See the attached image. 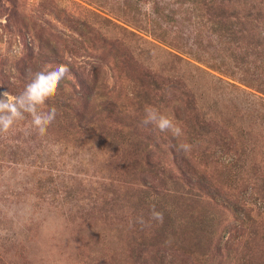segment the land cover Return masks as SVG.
Listing matches in <instances>:
<instances>
[{
    "label": "rangeland",
    "instance_id": "rangeland-1",
    "mask_svg": "<svg viewBox=\"0 0 264 264\" xmlns=\"http://www.w3.org/2000/svg\"><path fill=\"white\" fill-rule=\"evenodd\" d=\"M199 1L0 0V91L70 70L45 130L25 110L0 133V264H264V0L224 1L238 47ZM147 70L181 88L159 100ZM185 91L221 140L192 139ZM149 107L180 134L145 124Z\"/></svg>",
    "mask_w": 264,
    "mask_h": 264
},
{
    "label": "clouds",
    "instance_id": "clouds-1",
    "mask_svg": "<svg viewBox=\"0 0 264 264\" xmlns=\"http://www.w3.org/2000/svg\"><path fill=\"white\" fill-rule=\"evenodd\" d=\"M69 71L67 65L60 63L38 66L31 72L19 95L12 96L7 91H0V133L8 132L24 116L25 110L31 113L32 123L39 130H45L56 119L57 109L54 106H42L41 102L47 94L57 90ZM145 111V124H152L162 132L180 134L179 127L167 115L152 107ZM152 217L162 221L163 214L153 208Z\"/></svg>",
    "mask_w": 264,
    "mask_h": 264
},
{
    "label": "trees",
    "instance_id": "trees-1",
    "mask_svg": "<svg viewBox=\"0 0 264 264\" xmlns=\"http://www.w3.org/2000/svg\"><path fill=\"white\" fill-rule=\"evenodd\" d=\"M224 1L225 0H200L199 2L202 4V8L206 10V15L208 14L207 17L204 15V17H206L207 19L203 21H205L204 23L206 22L212 23L213 25L212 29L218 31V33L222 37L229 39L231 45H234V46L236 45L235 47H238L239 44L247 38V36L244 34L245 30L236 28V23L229 19L230 15L226 16V10L223 6ZM227 1L231 2V0H227ZM258 44L261 46L264 45V43L261 41ZM263 65H264V62H263ZM143 76L148 81V86L152 85L154 86V89L159 90L161 92L159 96L160 97L159 100H166V95L169 92H171L172 89L181 88L182 83L180 82V80L168 79L164 77L163 75H160L156 72L154 73V71H151V70H147ZM140 93L142 95V99H143V100L141 99L142 101L147 102V100L151 99L149 92L143 87L141 88ZM184 94L186 97V99L184 100V107H185L184 113H185L187 125L190 129L189 132H190L192 139L196 140L197 142H200V144H202L203 141L204 143L208 141L207 138L211 136L213 137V140L215 141L221 140V138L217 136L219 133V130L217 128L218 124L214 123L213 120L207 119L205 116L202 117L201 113L198 110L199 107H197L198 105L196 104V100H195L196 98L192 99L191 95L186 91L184 92ZM155 96L158 97L157 93L154 95V97ZM131 147L135 148L134 151L136 152L137 155H139V151L142 148L141 145H139L138 143H134L131 145ZM149 151L150 150H146L145 152L149 153ZM207 151H208V147H205V148L203 147V152L206 153ZM181 152L185 154L183 151ZM152 162H153L152 159H149L147 166L150 167L151 170L154 172H156V170L158 169V171L161 172L165 176V179H168L169 177L167 176V172L164 169L161 170L157 164H153ZM182 163L185 166H189L194 170V164H193L192 159L187 158L185 155L182 156ZM158 171L156 174H159ZM188 172L189 171L185 172L184 170H182V173L185 178ZM169 179H173V178L170 177ZM189 180L191 179L189 178ZM189 184H193V182L191 181V183ZM244 222L247 224V221H244ZM248 243L249 242L247 241L246 246H248ZM240 264H249V263H247V260H246Z\"/></svg>",
    "mask_w": 264,
    "mask_h": 264
}]
</instances>
